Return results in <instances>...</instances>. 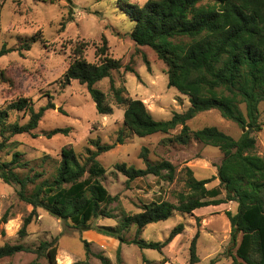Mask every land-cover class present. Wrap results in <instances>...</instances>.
Returning a JSON list of instances; mask_svg holds the SVG:
<instances>
[{"label": "trees", "instance_id": "16d2710c", "mask_svg": "<svg viewBox=\"0 0 264 264\" xmlns=\"http://www.w3.org/2000/svg\"><path fill=\"white\" fill-rule=\"evenodd\" d=\"M2 3H0V13ZM125 12L134 23L130 39L137 46L150 48L166 68L167 86L188 98L189 107L183 113H173L168 120H155L139 99L125 97L126 89L116 87L111 73L120 69L118 60L106 53L107 47L99 51L98 64L81 58V51L75 53L61 81L66 87L76 80L85 85L87 92L101 115H109L112 108L105 94L95 87L109 78L110 91L118 106L124 107L123 125L133 135L144 138L154 134H169L180 127L175 136L163 139L162 144L187 145L197 141L205 146L217 148L222 154L217 166L218 187L207 189L210 180H197L187 168L185 186L188 193L177 195V204L166 200L143 204L137 213L126 212L120 205L119 196L111 195L101 182L106 169L98 157L115 146L90 140L81 160L70 146L60 151L54 175L43 178V173L31 169L32 175H20L17 170L27 163L21 154L15 152L9 161H0V179L8 185H15L18 198L32 207L22 219L19 237L27 236V227L38 217L37 209H44L50 216L61 220L64 228L71 227L80 232L95 230L98 234L118 241L116 263L122 264L121 245L133 244L141 250L162 252L176 236L182 234L184 225L177 224L164 241H146L141 237L146 226L164 222L174 213L192 214L195 210L234 202L236 213L225 212L230 224V242L237 246V235L242 238L230 264H264V157L255 153L256 138L260 132L259 105L264 103V0H146L143 5L128 4ZM35 38L24 41L17 49L2 47L0 57L14 50L29 51ZM126 70L133 72L132 69ZM37 111L27 98H19L0 108V151L9 138L20 134L37 136L33 131L48 110H54L52 96ZM244 108V110L241 109ZM60 110V109H59ZM216 110L220 116L235 123L242 133L234 139L216 127H204L192 131L187 122L199 113ZM13 112L28 114L24 124L8 123ZM69 128L54 129L44 134L48 139L54 135H67ZM117 142L122 143L118 136ZM48 158V157H45ZM140 158L145 167L138 169L125 163L113 166L123 175L125 186L152 175L172 182L174 166L166 161L150 162L148 151L142 148ZM32 186L31 190L28 187ZM221 192L223 197H219ZM112 204H116L111 207ZM99 219H112L114 226H94ZM9 220L8 212L0 218V224ZM200 227L201 220L196 218ZM133 229L132 238L127 234ZM197 230L189 246V264H199L196 243ZM57 240L42 241L31 250L21 244L0 247V259L19 252L36 255L31 264H39L45 258L47 264H57ZM85 254H91L90 243L81 239ZM102 264H110L101 254L94 255ZM218 258L208 264H215ZM145 264H154L143 258ZM166 261L163 259L161 264Z\"/></svg>", "mask_w": 264, "mask_h": 264}, {"label": "rangeland", "instance_id": "374dc122", "mask_svg": "<svg viewBox=\"0 0 264 264\" xmlns=\"http://www.w3.org/2000/svg\"><path fill=\"white\" fill-rule=\"evenodd\" d=\"M146 0H0V49H17L24 41L35 38L29 51L14 50L0 57V108L19 99H30L34 110L45 106L46 95H51L54 110H48L32 134H20L9 138L0 151V161H9L12 154L19 152L27 165L17 172L32 175L31 169L43 173V178H51L60 161V151L70 146L77 156L85 159V149L91 148L90 140L101 144H115L113 149L97 159L106 169L101 182L111 195H118L121 207L130 213H137L143 204L166 200L177 204V195L188 193L185 186L187 168L197 180H210L207 189L218 187L217 166L222 154L217 148L205 146L197 141L187 145L162 144L163 139L175 136L180 127L169 134H154L138 138L123 125L124 107L118 106L110 91L109 78L98 82L95 87L101 90L112 108L109 115L96 111L85 85L73 80L61 87L62 77L74 59L77 51L81 58L92 64L100 62L99 51L106 45L107 55L118 60L120 69L111 73L116 87L126 89L124 96L141 100L155 120H168L173 113H183L189 107L188 98L167 86V68L148 47L137 46L130 39L134 23L125 12L126 5H143ZM128 69H132L130 72ZM60 109V110H59ZM244 110L243 107H241ZM29 115L13 112L8 123L24 124ZM260 132L256 138L255 153L264 157V103L259 105ZM192 131L204 127L218 130L238 139L242 130L233 122L223 119L218 111L199 113L187 122ZM69 128L67 135L57 134L48 139L45 133L54 129ZM118 136L123 142H117ZM2 137L0 136V141ZM146 148L148 160H166L175 168L172 182L152 175L136 179L127 189L126 178L117 173L113 166L125 163L138 169L145 164L140 151ZM48 157V158H45ZM16 186L5 184L0 179V218L8 212L9 220L0 224V247L21 244L34 250L40 242L57 240V264H102L94 255L101 254L116 263L117 240L98 234L95 230L80 232L74 228H64L61 220L50 216L38 208V217L27 227V236L20 238L18 231L22 219L32 207L22 202L16 194ZM32 186L28 187L31 190ZM221 192L219 197H223ZM116 204H112L114 207ZM204 207L192 214L174 213L164 222L153 223L144 229L141 237L146 241H164L169 232L179 223L184 225L182 234L176 236L162 252L141 250L130 244L121 245L122 264H145L143 258L161 264H189V246L196 231L199 237L196 253L199 264H208L218 258L215 264H230V254L235 247L230 242V224L225 216L227 210ZM212 208V209H211ZM227 209V208H225ZM201 220L200 227L196 218ZM94 226H114L112 219H99ZM133 229L127 234L132 238ZM81 239L90 243V255L85 254ZM36 255L19 252L11 257L0 259V264H31ZM39 264H47L45 258Z\"/></svg>", "mask_w": 264, "mask_h": 264}, {"label": "crops", "instance_id": "0c3cea01", "mask_svg": "<svg viewBox=\"0 0 264 264\" xmlns=\"http://www.w3.org/2000/svg\"><path fill=\"white\" fill-rule=\"evenodd\" d=\"M218 206H220V208H222L221 211L227 210V211H230V212H232V213H236V211H237V204L234 203V202H229V203L221 204V205H218ZM218 206H211V207H212V208H213V207H215V208H219ZM209 207H210V206H209ZM212 208H211V209H212ZM225 208H227V209H225ZM195 211H198V209L195 210ZM230 231H231V228H230ZM241 238H242V233H240V234L237 235V246L239 245V243H240V241H241ZM237 246L235 247V250H236ZM231 262H232V260H231ZM231 262H230V263H231ZM68 264H69V263H68Z\"/></svg>", "mask_w": 264, "mask_h": 264}]
</instances>
